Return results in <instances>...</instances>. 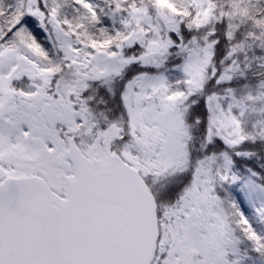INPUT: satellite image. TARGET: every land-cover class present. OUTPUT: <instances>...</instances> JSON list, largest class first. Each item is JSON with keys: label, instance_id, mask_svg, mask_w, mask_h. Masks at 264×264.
Instances as JSON below:
<instances>
[{"label": "snow or ice", "instance_id": "6c2138e0", "mask_svg": "<svg viewBox=\"0 0 264 264\" xmlns=\"http://www.w3.org/2000/svg\"><path fill=\"white\" fill-rule=\"evenodd\" d=\"M0 264H264V0H0Z\"/></svg>", "mask_w": 264, "mask_h": 264}]
</instances>
